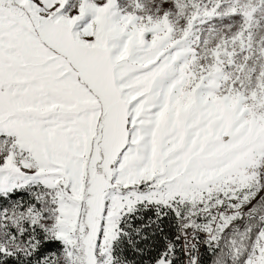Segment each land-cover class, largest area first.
I'll use <instances>...</instances> for the list:
<instances>
[{
  "label": "snow or ice",
  "instance_id": "1",
  "mask_svg": "<svg viewBox=\"0 0 264 264\" xmlns=\"http://www.w3.org/2000/svg\"><path fill=\"white\" fill-rule=\"evenodd\" d=\"M0 264H264V0H0Z\"/></svg>",
  "mask_w": 264,
  "mask_h": 264
}]
</instances>
